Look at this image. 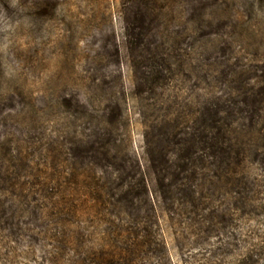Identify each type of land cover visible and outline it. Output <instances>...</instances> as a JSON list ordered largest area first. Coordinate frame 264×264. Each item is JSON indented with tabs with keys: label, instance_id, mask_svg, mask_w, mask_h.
I'll return each mask as SVG.
<instances>
[{
	"label": "rangeland",
	"instance_id": "obj_1",
	"mask_svg": "<svg viewBox=\"0 0 264 264\" xmlns=\"http://www.w3.org/2000/svg\"><path fill=\"white\" fill-rule=\"evenodd\" d=\"M163 53L164 71L152 75ZM233 62L264 63V0H0V264H31L29 248L37 259L39 229L55 226L53 212L71 195L70 146L87 158L80 142L90 116L110 102L112 152L146 167V145L168 130L162 122L198 124L203 104L223 96L217 77ZM110 156L102 151L89 171H112ZM76 160L81 180L89 162ZM245 169L256 191L243 204L212 176L173 210L153 193L150 264H264L262 171L251 157ZM73 196L79 209L92 202ZM135 196L142 214L148 202ZM101 210L78 223L105 228L115 211Z\"/></svg>",
	"mask_w": 264,
	"mask_h": 264
},
{
	"label": "trees",
	"instance_id": "obj_2",
	"mask_svg": "<svg viewBox=\"0 0 264 264\" xmlns=\"http://www.w3.org/2000/svg\"><path fill=\"white\" fill-rule=\"evenodd\" d=\"M164 55H154L152 63L156 65L150 70L152 75L164 71ZM254 55H258V52H254ZM202 77L206 78L207 73L202 72ZM217 79L224 80V94L203 104L198 114V124L186 130L178 118L162 122V126L168 130L155 137L151 146L146 145V167L134 154L127 153L128 158H118L112 152L110 140H117L112 138L111 129L118 126V118L111 113L110 102L105 104L101 114L90 116L84 123V134H81L85 142H80L88 145L87 158H83L82 154H73L78 148L70 146V156L74 159L70 164V198L65 199L53 212L57 219L55 226L39 229L38 235L44 242L38 244L37 259L34 258L36 251L29 248V258L33 256L30 263L150 264L152 223L155 219L152 217L155 212L153 193L164 203V207L173 210L177 196L194 194L197 183L212 176L228 183L229 188L237 194V201L246 203L248 199H253V192L256 191V182L246 175L248 157L262 171L260 187L264 189V63L258 62L245 68L238 62L227 64ZM235 123L238 124L237 128L233 126ZM253 136L255 144L245 147L243 140H252ZM168 147L172 148V156H168ZM100 149L116 162L112 171L106 170L104 175L95 176L89 169L95 161L93 158L102 152ZM77 157L89 162L84 169L86 175L81 180L76 167ZM55 181L59 182V178ZM78 183L85 187L86 193L82 188L72 186ZM139 193L149 206L142 214L138 196H135ZM81 194L82 205L88 200L85 194L92 199L85 210L77 208L75 204L73 195ZM106 206L114 209L116 218L109 221L105 228L78 223L82 217L86 219L90 215H101V209ZM122 214H125V220Z\"/></svg>",
	"mask_w": 264,
	"mask_h": 264
}]
</instances>
